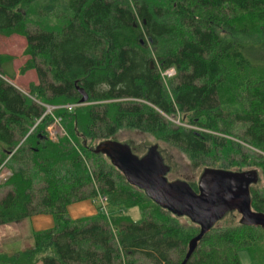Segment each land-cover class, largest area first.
<instances>
[{
  "label": "trees",
  "instance_id": "obj_1",
  "mask_svg": "<svg viewBox=\"0 0 264 264\" xmlns=\"http://www.w3.org/2000/svg\"><path fill=\"white\" fill-rule=\"evenodd\" d=\"M37 1L0 0V35L25 38L19 73L38 79L22 92L6 67L13 57L0 53V166L11 171L0 226L37 215L54 226L34 233L32 248L0 253V264L182 262L199 227L179 223L90 150L124 129L182 151L193 169L257 170L252 207L264 213V0H47L42 10L62 26L29 30ZM169 69L174 76L162 77ZM46 106L61 108L50 115ZM177 114L194 128L173 123ZM54 116L74 145L50 141ZM98 193L108 219L98 208L69 218L68 206ZM242 250L264 264V230L215 226L186 264H241Z\"/></svg>",
  "mask_w": 264,
  "mask_h": 264
},
{
  "label": "water",
  "instance_id": "obj_2",
  "mask_svg": "<svg viewBox=\"0 0 264 264\" xmlns=\"http://www.w3.org/2000/svg\"><path fill=\"white\" fill-rule=\"evenodd\" d=\"M80 93V102L85 103L87 96ZM90 150L105 156L127 183L142 191L159 208L176 218H187L199 227L180 264H186L203 237L230 214L238 215L241 226L264 230V213L253 211L251 199V186L259 182L257 170L204 167L194 190L186 180H168L171 167L165 163L157 144L147 147L141 156L132 151L130 144L115 140L101 141Z\"/></svg>",
  "mask_w": 264,
  "mask_h": 264
},
{
  "label": "rangeland",
  "instance_id": "obj_3",
  "mask_svg": "<svg viewBox=\"0 0 264 264\" xmlns=\"http://www.w3.org/2000/svg\"><path fill=\"white\" fill-rule=\"evenodd\" d=\"M47 0H38L36 3L32 4L30 8H32V11L29 16H28V29L29 30H34L38 27H42V28H57L62 26V20H59V18H57L55 16V12L52 13H48L46 11H43L41 7H43V5L46 3ZM24 11V10H22ZM40 11H43L42 13ZM26 48V41L25 38H23L20 34H14V35H10L8 37L4 36V35H0V53L2 54H8L10 56H12V61L6 66L7 70L11 73L14 74V78L11 80V83L13 85H15L16 87H18L22 92L27 93L29 92V87L34 84L36 85L38 83V79L36 77V72L34 70H28L25 71L23 74L19 73L21 67L24 66V64L26 63V61L29 59L28 56L24 55V49ZM87 104V103H85ZM66 107V106H65ZM61 107H57V106H46V113H50L48 112L47 109L51 110L50 115H52V110L58 109ZM52 117V116H51ZM59 120L60 126L61 128H63L64 131V135L62 136L61 134H56V138L53 139L51 138L50 141L52 142H57L59 140V138H68V140L70 141V137H69V133L66 130V125H67V121L62 120L61 117H53V120ZM170 120L177 124L180 125L184 128H194V126L190 125L188 123V119L183 117L182 115H176L175 117H171ZM58 125L54 123V121H52L49 126L47 127V132H49L50 136H52V134L55 133V131L58 133H62L59 130V127H57ZM51 128V129H50ZM33 130V129H32ZM31 130V131H32ZM48 134V136H49ZM115 141L118 142H124V143H128L130 144L132 151L138 155L141 156L145 153L146 148L157 144L159 147V150H161V154L164 158L165 163L171 167V172L167 175V178L169 181L172 180H186L190 183L193 184H197V179L199 174L201 173L202 169H193V167L191 166V161L189 159V156L185 153H183L182 151L175 149V148H169L164 146L161 143H157V141H155L151 136L146 135V133H140L138 131L135 130H121L117 133L116 137L114 138ZM71 143L74 145L75 143L72 142ZM91 145L96 144V142H90ZM96 146V145H95ZM85 160H87L85 158ZM6 162H4L1 166H0V184L4 183L5 180L11 175V171L9 170V168L7 167V165H5ZM88 164V163H87ZM263 183V182H261ZM262 186V184L260 185ZM8 191L7 187L1 188L0 189V198L3 197V195ZM90 202V201H88ZM93 202V201H91ZM83 203V202H82ZM94 203V202H93ZM73 205H77V203L72 204ZM95 205V203H94ZM71 206L69 207L70 210V214L68 211V215L70 219H74V215H73V208H71ZM78 207V206H77ZM76 207V208H77ZM95 207L97 208V206L95 205ZM109 214L111 215L110 212V208H108ZM129 212V211H128ZM85 213H79L77 215H83ZM130 214L132 215L134 220H138L139 219V212L137 211V209H131L130 210ZM71 215V216H70ZM41 216V215H40ZM46 217H51L49 215H43ZM76 217V216H75ZM86 217H92L91 215H85L82 216L81 218H86ZM234 219L231 218H224L222 221H220L219 223H217V227H229L230 225H233L234 223H238V215H234ZM80 219V218H79ZM178 222L184 225H190L189 224V220L187 218H178ZM27 220V221H26ZM24 221H26L22 226H20L19 228H17L21 233L19 234L21 236L22 241L20 242L18 239L14 238L13 236H10L9 238H6V240H11L14 239V245L13 247L15 249H18V251H23L26 249H29L32 247L33 245V240H32V229H33V224L31 223L30 220L26 219ZM190 228V227H188ZM12 242V241H11ZM186 249V247H185ZM1 253V252H0ZM239 259H240V263L241 264H252L251 262V258L249 256V253L246 250H242L238 253ZM258 262V259L256 261ZM256 264V263H254Z\"/></svg>",
  "mask_w": 264,
  "mask_h": 264
},
{
  "label": "crops",
  "instance_id": "obj_4",
  "mask_svg": "<svg viewBox=\"0 0 264 264\" xmlns=\"http://www.w3.org/2000/svg\"><path fill=\"white\" fill-rule=\"evenodd\" d=\"M88 201H90V202H88ZM72 207H74L73 211H72L73 215H74L73 220H77L79 218L81 219V217L85 216V215H91L92 217L97 215L96 207H95L94 203L91 202V200H85V201L77 202V205H73V206H71V208ZM67 211H69V214H70L69 207L67 208ZM79 213H85V214L77 215ZM86 218H89V217H86ZM28 220H30L31 223L33 224L32 240H33L34 233H39V232L51 229L54 226V221H53L52 216L46 217L43 215H41V216L37 215V216H33V217L29 218ZM26 221H21L19 223H13V224L5 225V226H0V252L1 253L6 254V255H14V254H17L19 252H22V251H18V249H15L13 247L14 239L6 240V238L13 236L14 238L18 239L21 242L22 239H21V236L19 235L21 232L17 228H19L20 226L23 227V225ZM32 247H33V245H32ZM38 264H41V263L39 262Z\"/></svg>",
  "mask_w": 264,
  "mask_h": 264
},
{
  "label": "built area",
  "instance_id": "obj_5",
  "mask_svg": "<svg viewBox=\"0 0 264 264\" xmlns=\"http://www.w3.org/2000/svg\"><path fill=\"white\" fill-rule=\"evenodd\" d=\"M174 74H175V71H174V69H169V70H167V71H165L164 73H162V77H172V76H174ZM69 106H66L65 108H68ZM48 110V112H50L51 113V110H49V109H47ZM49 113V114H50ZM54 121V123L55 124H57L58 126L57 127H59V130L62 132V133H60V132H56L55 131V133L54 134H52V136H50V134H49V132H48V134H49V138L51 139V138H53V139H55L56 138V134H61L62 136L65 134L64 133V131H63V128H61V126H60V123H59V120H53ZM51 129V128H50ZM58 137V136H57ZM52 140V139H51ZM93 202L95 203V205L97 206V208H98V212L100 213V214H102L103 216H105L107 219L110 217V214H109V211H108V199H107V196L106 195H103V194H100V193H98L97 194V197L93 200Z\"/></svg>",
  "mask_w": 264,
  "mask_h": 264
},
{
  "label": "bare ground",
  "instance_id": "obj_6",
  "mask_svg": "<svg viewBox=\"0 0 264 264\" xmlns=\"http://www.w3.org/2000/svg\"><path fill=\"white\" fill-rule=\"evenodd\" d=\"M175 71V70H174Z\"/></svg>",
  "mask_w": 264,
  "mask_h": 264
}]
</instances>
